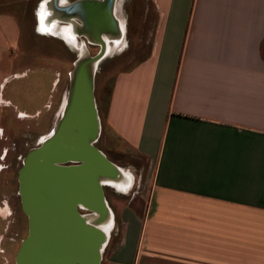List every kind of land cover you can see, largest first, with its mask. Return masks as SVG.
<instances>
[{
    "label": "crops",
    "instance_id": "obj_1",
    "mask_svg": "<svg viewBox=\"0 0 264 264\" xmlns=\"http://www.w3.org/2000/svg\"><path fill=\"white\" fill-rule=\"evenodd\" d=\"M135 8L146 51L115 76L106 122L152 193L121 210L109 264H264V0Z\"/></svg>",
    "mask_w": 264,
    "mask_h": 264
},
{
    "label": "rangeland",
    "instance_id": "obj_2",
    "mask_svg": "<svg viewBox=\"0 0 264 264\" xmlns=\"http://www.w3.org/2000/svg\"><path fill=\"white\" fill-rule=\"evenodd\" d=\"M40 1L0 0V264H17V252L29 235L25 226L27 217L18 197V175L23 160L59 121L82 43L88 44L92 56L100 50L99 46L90 45L84 35L72 37V22L51 20L52 0ZM73 1L76 0L59 3L62 6ZM140 2L118 0L115 10L124 33L120 41H108L109 50L99 61L94 78L101 118V138L96 145L122 164L121 169L131 176L127 179H132L130 188H124L127 185L124 184L117 192L107 190L116 219L111 217L107 226L110 243L102 264H109L112 249L122 235L121 210L129 202L131 206L146 209L152 193L153 168L141 154L114 138L105 109L115 76L135 65L143 58L140 53L146 51L145 41L141 44L133 41L137 40L133 37L132 21L137 15L135 6ZM151 12L150 9L149 16ZM49 130L47 135L45 132Z\"/></svg>",
    "mask_w": 264,
    "mask_h": 264
},
{
    "label": "water",
    "instance_id": "obj_3",
    "mask_svg": "<svg viewBox=\"0 0 264 264\" xmlns=\"http://www.w3.org/2000/svg\"><path fill=\"white\" fill-rule=\"evenodd\" d=\"M59 2L51 1L54 6L58 4L53 17L67 23L81 19L86 34L94 33L101 43V50L94 56V61H100L106 53L102 35L119 34L121 30L115 10L117 0H76L62 6ZM86 62H75L59 121L48 139L27 153L19 171L23 209L30 216L31 228L19 248L17 264L102 262L109 234L108 225L102 227L101 222L112 215L103 186L119 187L125 175L94 146L101 132V118L95 97L96 73L88 77ZM69 161L80 163L62 165ZM77 203L101 215L97 217L100 222L92 223L89 214L80 215L78 221L72 218ZM59 214L63 217L53 216Z\"/></svg>",
    "mask_w": 264,
    "mask_h": 264
},
{
    "label": "flooded vegetation",
    "instance_id": "obj_4",
    "mask_svg": "<svg viewBox=\"0 0 264 264\" xmlns=\"http://www.w3.org/2000/svg\"><path fill=\"white\" fill-rule=\"evenodd\" d=\"M117 2H118V0H117ZM117 4V3H116ZM58 6V4H56L55 6L53 5V3L51 4V10L53 11V8L55 9L56 7ZM117 10V9H116ZM54 13V12H53ZM58 18H60V17H58ZM54 18H51V20H53ZM61 19V18H60ZM56 20V19H55ZM57 21V20H56ZM58 21H61V22H63L62 20H58ZM75 22L77 23V26L79 27L78 29H80L81 30V33L80 32H78V35H84V37H86V39L88 40V39H95V34L94 33H90V36L88 35V34H86V30H85V26H84V23L81 21V19H77V20H75ZM66 23V22H65ZM82 25V26H81ZM74 28H75V26L73 27V29H72V32H70V34H71V36L72 37H75V36H77V34H75L74 33ZM90 31V30H89ZM124 31V30H123ZM90 32H92V31H90ZM39 33H40V31H39ZM42 34V33H41ZM69 35V34H68ZM86 35H88V37L86 36ZM48 36V35H47ZM70 36V37H71ZM51 37V36H50ZM91 37V38H90ZM118 41H120V40H118ZM63 42V41H62ZM92 41H90V40H88V43H90V45L91 44H93V43H91ZM87 44V43H86ZM84 42L82 43V50H81V52H80V54L81 53H83L84 52V50L85 49H87L88 50V52L90 53V51H89V48L87 47V45H86ZM96 43H94L93 44V46H99L100 47V50H101V46L99 45V44H96ZM62 115V114H61ZM50 132V130L48 131V132H45V133H47V135H48V133ZM52 132V131H51ZM51 134V133H50ZM50 134L48 135V137L50 136ZM48 137H44V138H42L43 140L42 141H40L39 143H38V145H37V147H39V146H41L42 144H43V142L45 141V138L46 139H48ZM99 138H101V136H99ZM99 138L96 140V142H93V143H95V147L99 150V151H101L105 156H106V158L107 159H109V155L108 154H106L102 149H100L97 145H96V143L98 142V140H99ZM37 147H35V148H37ZM32 149H34V148H32ZM31 149V150H32ZM79 163L80 162H73V161H69V162H65V163H63L62 165H66V166H74V165H79ZM128 173V172H127ZM18 181H19V175H18ZM120 183H122V182H120ZM122 185V184H121ZM104 190H105V195H106V198L108 197L107 196V190L108 189H110V190H112V191H118V189H119V187L118 186H114V185H109V184H105L104 186ZM122 187V186H121ZM121 187H120V189H121ZM124 187V186H123ZM18 197H19V200H20V203H21V208H22V211H23V213L26 215V217H27V223H26V227H27V231H28V233H29V231H30V228H31V219H30V216L25 212V210L23 209V204H22V195H21V193H20V182H19V191H18ZM107 202H108V205H109V208L111 209V213L113 214V218H114V220L116 219V215L114 214V212H113V208L111 207V205H110V203H109V200H108V198H107ZM86 214H89V215H91V214H93V215H95V213L94 212H92V211H90V210H88V209H85L80 203H77L76 204V208H75V210H74V213H71V215H72V218H74V219H76L77 221H78V219H79V217H80V215H83V216H85ZM53 216H58L59 218L60 217H63V214H59V215H53ZM96 216V215H95ZM101 217V216H100ZM100 217H98L99 219H100ZM97 218V219H98ZM103 219H104V221H102L101 223L102 224H104V223H106L107 221H109L111 218H107L106 216L105 217H103ZM96 221V220H95ZM98 222V221H97ZM100 222V221H99ZM100 226V225H99ZM109 243H110V235H109V240H108V243L105 245V248L103 249V251H102V255L104 254V252H105V250H106V247L109 245ZM19 251V250H18ZM17 254H18V252H17ZM16 258H17V255H16ZM102 260H103V258H102ZM101 264H102V262H101Z\"/></svg>",
    "mask_w": 264,
    "mask_h": 264
},
{
    "label": "bare ground",
    "instance_id": "obj_5",
    "mask_svg": "<svg viewBox=\"0 0 264 264\" xmlns=\"http://www.w3.org/2000/svg\"><path fill=\"white\" fill-rule=\"evenodd\" d=\"M97 1V0H96ZM101 2H103V1H101ZM53 16V15H52ZM51 18H54V19H57V20H62V19H60V18H58L57 16H54V17H51ZM118 18V17H117ZM119 19V18H118ZM62 21H64V20H62ZM70 22H72V26L74 25L75 26V28H74V33L75 34H78V32H80L81 33V30L80 29H78L79 27L77 26V23L75 22V20H71ZM67 23V22H66ZM69 23V22H68ZM119 25H120V27H121V24H120V20H119ZM82 26V25H81ZM122 28H123V26L121 27V30H120V33L119 34H113V33H104L103 35H102V39L105 41V45H106V53H105V55L107 54V52H108V50H109V44H108V41L109 40H116V41H118V40H120L121 39V37H122ZM90 31H92V29H90ZM93 32V31H92ZM123 33H124V31H123ZM86 36H88V35H86ZM95 37V39H93L92 40V42H94V43H96V44H100L101 45V43L99 42V40L96 38V35L94 36ZM84 60H86L87 62L85 63V64H87V66H88V77H90V74L91 75H93V73L94 72H96V70H97V68H98V65H99V61L97 62V61H94V56H92L89 52H88V50L87 49H85L84 50V52L83 53H81L80 54V57H79V59L76 61L77 62V65H79L80 63H83L84 62ZM47 139H45V141H46ZM122 170V169H121ZM122 172L124 173V175H125V178H124V180H120L119 181V183L120 182H122V183H120V187H121V184L122 185H124V184H127L126 186H124V188H130V186H131V184H132V179H131V181L130 180H128L127 178L128 177H131L130 176V174L129 173H127L125 170H122ZM101 216V215H100ZM99 216V217H100ZM90 221L93 223V222H97V217L98 216H95V215H93V214H91L90 216ZM112 216H108L107 218L109 219V218H111ZM96 220V221H95ZM97 223H99V222H97ZM108 223H109V221H107L106 223H104V224H101L102 225V227H104V226H107L108 225ZM112 226V225H111Z\"/></svg>",
    "mask_w": 264,
    "mask_h": 264
}]
</instances>
